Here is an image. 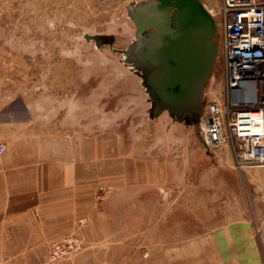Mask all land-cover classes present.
Returning <instances> with one entry per match:
<instances>
[{
  "label": "rangeland",
  "instance_id": "1",
  "mask_svg": "<svg viewBox=\"0 0 264 264\" xmlns=\"http://www.w3.org/2000/svg\"><path fill=\"white\" fill-rule=\"evenodd\" d=\"M140 1L0 0V110L22 116L31 104L61 167L92 171L91 208L72 194L58 201L46 264H128L129 254L142 260L235 218L264 235V164L239 165L230 138L208 146L197 123L151 115L142 72L124 52L135 40L128 6ZM201 2L216 15L221 0ZM221 62L218 54L206 100L225 96ZM24 222L12 235H33ZM68 239L74 248L49 255Z\"/></svg>",
  "mask_w": 264,
  "mask_h": 264
},
{
  "label": "crops",
  "instance_id": "2",
  "mask_svg": "<svg viewBox=\"0 0 264 264\" xmlns=\"http://www.w3.org/2000/svg\"><path fill=\"white\" fill-rule=\"evenodd\" d=\"M22 113L0 110V140L6 145L0 159V264H46L48 244L57 235L45 231L61 215L58 201H68L72 194V203L84 201V208H91L92 187L86 176L92 171L62 168L60 149L54 148L50 130L45 131L43 115L31 104H25ZM26 219L33 221V235H12L14 223L21 226ZM41 221L46 229L39 226ZM147 254L142 260L129 254L128 264H264V235H256L246 217L235 218L206 235Z\"/></svg>",
  "mask_w": 264,
  "mask_h": 264
},
{
  "label": "water",
  "instance_id": "3",
  "mask_svg": "<svg viewBox=\"0 0 264 264\" xmlns=\"http://www.w3.org/2000/svg\"><path fill=\"white\" fill-rule=\"evenodd\" d=\"M140 2L128 6L136 30L124 52L126 62L142 72L151 115L164 109L173 117L196 109L200 114L204 86L217 62L214 18L201 0ZM84 36L97 45L107 41L102 34Z\"/></svg>",
  "mask_w": 264,
  "mask_h": 264
},
{
  "label": "built area",
  "instance_id": "4",
  "mask_svg": "<svg viewBox=\"0 0 264 264\" xmlns=\"http://www.w3.org/2000/svg\"><path fill=\"white\" fill-rule=\"evenodd\" d=\"M214 17L225 96L206 100L197 126L208 146L230 138L239 165L264 164V0H221ZM4 149L0 141V153ZM74 245L55 240L49 255Z\"/></svg>",
  "mask_w": 264,
  "mask_h": 264
},
{
  "label": "flooded vegetation",
  "instance_id": "5",
  "mask_svg": "<svg viewBox=\"0 0 264 264\" xmlns=\"http://www.w3.org/2000/svg\"><path fill=\"white\" fill-rule=\"evenodd\" d=\"M145 0H142L141 2H143ZM135 30H136V26H135ZM216 31V29H215ZM134 34H135V31H134ZM215 37H216V34H215ZM218 56V54H217ZM146 88V87H145ZM150 95V94H149ZM205 91H204V94L202 96V102H203V109L205 107V104H206V99H205ZM151 100H152V97L150 96ZM151 107H152V103H151ZM163 111H167L169 113V111L167 109H164ZM162 112V111H161ZM170 114V113H169ZM199 112L198 110H191L190 112L184 114V115H179V117H176L174 116L176 119H179L180 121H184L186 123H190V124H196L197 123V120L199 118Z\"/></svg>",
  "mask_w": 264,
  "mask_h": 264
},
{
  "label": "bare ground",
  "instance_id": "6",
  "mask_svg": "<svg viewBox=\"0 0 264 264\" xmlns=\"http://www.w3.org/2000/svg\"><path fill=\"white\" fill-rule=\"evenodd\" d=\"M207 9V8H206ZM207 11L211 14V16L214 18V21H215V25H216V31H215V34L218 36V53H219V48H220V45H219V35H218V23H217V21H216V19H215V15L209 10V9H207ZM132 18V17H131ZM133 20V19H132ZM134 22V21H133ZM135 24V23H134ZM213 72H214V70H213ZM213 74V73H212ZM207 82V81H206Z\"/></svg>",
  "mask_w": 264,
  "mask_h": 264
}]
</instances>
